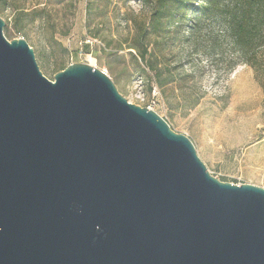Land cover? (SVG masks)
Returning a JSON list of instances; mask_svg holds the SVG:
<instances>
[{
  "label": "water",
  "instance_id": "1",
  "mask_svg": "<svg viewBox=\"0 0 264 264\" xmlns=\"http://www.w3.org/2000/svg\"><path fill=\"white\" fill-rule=\"evenodd\" d=\"M0 18V264H264V189L71 64L53 81Z\"/></svg>",
  "mask_w": 264,
  "mask_h": 264
},
{
  "label": "rangeland",
  "instance_id": "2",
  "mask_svg": "<svg viewBox=\"0 0 264 264\" xmlns=\"http://www.w3.org/2000/svg\"><path fill=\"white\" fill-rule=\"evenodd\" d=\"M135 3L0 0V18L5 23L2 32L8 41H26L40 72L50 81L71 64H87L106 73L121 96L137 105L132 82L142 78L143 105L150 104L174 132L190 140L204 137L205 131L214 146L225 147L252 127L256 128L254 138H258L264 131V40L250 55L252 65L244 63L227 40L215 48L201 43L203 33L195 37V52L183 45L164 53L149 47L154 55L163 53L165 64L177 69L174 81L159 89L152 73L128 49L135 38L136 21L147 24L150 14L148 3ZM207 170L221 182L251 181L238 175L230 164Z\"/></svg>",
  "mask_w": 264,
  "mask_h": 264
},
{
  "label": "trees",
  "instance_id": "3",
  "mask_svg": "<svg viewBox=\"0 0 264 264\" xmlns=\"http://www.w3.org/2000/svg\"><path fill=\"white\" fill-rule=\"evenodd\" d=\"M141 1L150 5L148 23L136 21L135 38L128 49L152 73L159 89L174 81L177 70L165 64L163 53L180 45L197 51L198 34L203 33L201 43L213 48L229 41L246 64H251L250 55L264 40V0ZM149 47L163 53L154 55Z\"/></svg>",
  "mask_w": 264,
  "mask_h": 264
},
{
  "label": "crops",
  "instance_id": "4",
  "mask_svg": "<svg viewBox=\"0 0 264 264\" xmlns=\"http://www.w3.org/2000/svg\"><path fill=\"white\" fill-rule=\"evenodd\" d=\"M264 131L257 138L256 128L240 132L239 139L233 145L214 146L209 135L191 139L198 156L207 169H218L223 164H230L238 175H246L247 184L264 188Z\"/></svg>",
  "mask_w": 264,
  "mask_h": 264
},
{
  "label": "built area",
  "instance_id": "5",
  "mask_svg": "<svg viewBox=\"0 0 264 264\" xmlns=\"http://www.w3.org/2000/svg\"><path fill=\"white\" fill-rule=\"evenodd\" d=\"M134 1L131 0V2H134ZM136 1H137V3H135V4L139 5L140 0H136ZM132 95H133V98L137 102V106L145 107L149 110H152V106L150 104L143 105L146 102H145V85H144L142 78L137 77L133 80V82H132ZM237 185H241V184L238 183Z\"/></svg>",
  "mask_w": 264,
  "mask_h": 264
}]
</instances>
